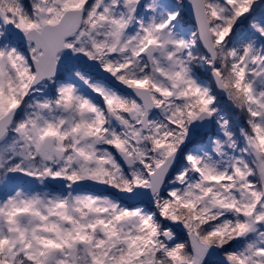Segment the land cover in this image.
I'll list each match as a JSON object with an SVG mask.
<instances>
[{"label": "snow or ice", "instance_id": "6c2138e0", "mask_svg": "<svg viewBox=\"0 0 264 264\" xmlns=\"http://www.w3.org/2000/svg\"><path fill=\"white\" fill-rule=\"evenodd\" d=\"M0 264H264V0H0Z\"/></svg>", "mask_w": 264, "mask_h": 264}]
</instances>
